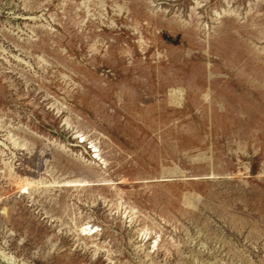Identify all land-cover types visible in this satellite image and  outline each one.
Listing matches in <instances>:
<instances>
[{
	"label": "rangeland",
	"instance_id": "rangeland-1",
	"mask_svg": "<svg viewBox=\"0 0 264 264\" xmlns=\"http://www.w3.org/2000/svg\"><path fill=\"white\" fill-rule=\"evenodd\" d=\"M1 140L0 264H264V0H0Z\"/></svg>",
	"mask_w": 264,
	"mask_h": 264
},
{
	"label": "bare ground",
	"instance_id": "bare-ground-1",
	"mask_svg": "<svg viewBox=\"0 0 264 264\" xmlns=\"http://www.w3.org/2000/svg\"><path fill=\"white\" fill-rule=\"evenodd\" d=\"M102 2H104V1H102ZM102 4H104V3H102ZM38 60L42 63V65L43 64L44 65H49V63H48V61H47V59L45 58L44 55L38 56ZM171 95L174 96V99H176L178 101L177 103L179 105H181L182 101L184 100V97H185V88H183V87L174 88V89L171 90ZM76 133H77L76 134L77 137L82 138L81 142H85L87 140H90L91 147L94 148L93 151L95 152V154H93V156H94V158H96V160H98V162H94V165L96 167H100V166L103 165L105 167H101V168H103V169L107 168V164L108 163H107V160L105 158H103V156L101 154V150H100V147L98 145V141L96 139H89L88 135H86L85 133H83L80 130H78ZM7 139L9 141H11L12 143H14V145H16V146H22L24 149H26V148L28 149V143L27 142H23V141H19L15 137V135L13 133H10L9 136L7 137ZM2 141L3 140H1L0 143L4 144L5 142L3 143ZM4 154H5L4 150L0 149V157H1V161L4 164L5 170L9 172L10 177L13 179L14 183L19 185V187L17 186V188H19L18 191L20 193H23L24 195H30L31 196L33 194V192H36L40 188H46V190L55 189V188L85 190L86 188H88L90 186H94L93 184H95L94 181H91L89 179H84V178L70 179L68 177H65V178H63L61 180H56L54 178L53 182H51L50 184H47L44 181L43 177L40 176V175H39L40 177H38V179H35V178L33 179V178H28V177H19L15 173L13 165L9 161H7L5 158L2 157V156H5ZM211 177H213V176H211ZM98 182H105V181L99 180ZM98 185H105V183H101V184L98 183ZM116 205H117V209L124 208V213L123 214L125 215V217L130 215V221H133L135 215L137 214L135 212L136 210L133 207H131L128 204V202H126L124 200V198L121 196V194H119L118 201H117ZM7 212H8L7 209L3 210V214H7ZM75 226H76L77 231L80 234H82L85 237H90L91 239L96 237L98 235V233H99V228H95L94 229V227L90 226L88 223L87 224H82L79 227L75 223ZM142 235L143 236H147L148 235L147 230L143 231ZM156 246H157V241H155L153 249H155ZM4 255H6V254L4 253ZM12 258L13 257H8V259L11 260V261H12Z\"/></svg>",
	"mask_w": 264,
	"mask_h": 264
}]
</instances>
